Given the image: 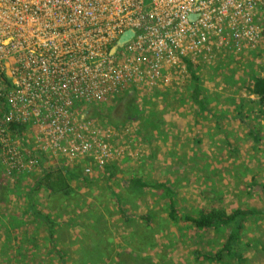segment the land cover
I'll list each match as a JSON object with an SVG mask.
<instances>
[{"label":"rangeland","instance_id":"obj_1","mask_svg":"<svg viewBox=\"0 0 264 264\" xmlns=\"http://www.w3.org/2000/svg\"><path fill=\"white\" fill-rule=\"evenodd\" d=\"M199 72L207 110L199 111L193 102L187 70L151 90L136 87L93 106L97 111L90 116L98 123L120 127L128 134L122 136L126 142L133 138L132 154L118 162L113 175L85 174V161L77 159L61 158L50 165L48 154L31 149L21 151L10 168L0 147L1 189L22 182L20 175L35 173L42 164L67 171L83 166L75 189L61 196L54 192L58 203H43L40 211L48 218L34 213L35 206L40 213V202H34L36 193L25 183L2 193L8 199H0V264H237L227 251L220 260L204 256L220 251L229 227L196 228L185 219L213 208L251 212L234 249L244 258L241 264H264V101L248 91L254 76H264V41L253 48L221 51L215 62L200 65ZM168 89L171 94L162 92ZM139 161L141 167L132 165ZM137 177L150 185L138 191L149 205L138 214H127L123 207L99 213L102 197L110 199L107 185L113 184L118 192L114 197L125 202L131 191L124 192V182ZM164 183L171 194L157 186ZM72 197L79 211L71 236L55 210L65 198L59 212H66Z\"/></svg>","mask_w":264,"mask_h":264},{"label":"built area","instance_id":"obj_2","mask_svg":"<svg viewBox=\"0 0 264 264\" xmlns=\"http://www.w3.org/2000/svg\"><path fill=\"white\" fill-rule=\"evenodd\" d=\"M263 41L264 0H0L5 159L13 168L31 149L103 173L134 143L90 107L178 79L187 59L213 63Z\"/></svg>","mask_w":264,"mask_h":264},{"label":"trees","instance_id":"obj_3","mask_svg":"<svg viewBox=\"0 0 264 264\" xmlns=\"http://www.w3.org/2000/svg\"><path fill=\"white\" fill-rule=\"evenodd\" d=\"M202 65L201 63L194 64L191 60H186V70L189 73V78L193 82L194 85V93L192 96V100L197 105L199 111L207 110L206 101L202 98V93L200 91V72L199 67ZM171 89L162 91L167 94H171ZM249 93L256 95L260 97L262 101H264V76L257 75L254 76L252 81V86L248 89ZM121 105H119L120 107ZM97 111L96 107H90L89 112H86L87 115L94 114ZM257 139V137L255 136ZM113 163L110 162L106 164V172H109L110 175L115 174V170L113 167ZM73 172L68 173L67 170L63 169H55V170H47L43 177L38 180V184L36 185V189H40V187L44 186L47 188L50 193H56V192H64L67 191L68 188V182L67 179L69 178V175H71ZM67 175V176H66ZM131 186L133 187H149L150 185L148 182H145L144 180L140 178H133L130 181ZM42 185V186H41ZM159 188L163 189L168 194H171V190L169 187H167L164 184L157 185ZM48 191V192H49ZM54 196V195H53ZM251 213L250 211H246L244 209H235L232 212H228L223 208H213L210 210H204L199 212L196 215L188 216L185 219L190 222L194 227L196 228H223V227H229L230 233L228 238L226 239L223 247L220 249L219 252L209 255H204L209 259L212 260H220L223 258L225 251H227V255L235 258L237 260V264H241L243 262V256L235 251L234 246L237 244V239L240 235L243 221L246 219V217ZM171 216L173 219L177 218V215L175 213V209L172 210Z\"/></svg>","mask_w":264,"mask_h":264},{"label":"crops","instance_id":"obj_4","mask_svg":"<svg viewBox=\"0 0 264 264\" xmlns=\"http://www.w3.org/2000/svg\"><path fill=\"white\" fill-rule=\"evenodd\" d=\"M128 93H131V91L128 92ZM54 163L55 162H51L50 165H53ZM141 163H142L141 161H139L138 163L133 162L132 165L133 164H136V167H138V166L141 167ZM117 166H118V162L117 163H113L114 170H117V168H118ZM133 168H135V167H133ZM55 169H61V168L56 167V166L51 167V168H48L46 165L42 164V166L35 173H28V174L20 175V178L22 179V182H19L18 184L17 183H15V184H9L7 187H4V189L3 188L2 189L0 188V199H2V200L5 201L8 198L5 197V196H2V193H4L5 195H7V193L11 189H17L18 190V188H20L19 187V184L20 183H25V186H29L30 187V189H29L30 192L36 193V196L34 195L35 196L34 197V202L36 201V199L40 202V205L38 206L39 211H40L41 208H42L41 206L44 205L43 203L46 204L47 201H48V203H49V201L50 202L53 201V199H54V197H53L54 193H50V191H49V195H48V190L43 191V187L44 186H42V185H41L42 187H40V189L35 190L36 187H37L36 185L38 184V180H40L43 177L44 173L47 170H55ZM82 170H83V166L82 165H79V164L76 165V166H74V167H72V168H70L68 170V173H70V172H73V173L71 175H69V178L67 179V182H68L67 191L71 190L72 188L75 189L77 187V185L79 184V182H81L80 176H82L81 175ZM29 174H31V175H29ZM119 175L121 176L122 174H119ZM36 177H37V179L35 181H33V183H32V179H35ZM108 186H110V187H108ZM123 186L125 188V191L124 192H127L129 189H130L129 191H131V193L128 195L129 196L128 199H126L125 202H124V200H122V196L120 197L118 195L119 198H115L114 197V195H116L118 192H116L113 184L107 185L108 189H110V190L107 191V192L110 191L108 193V194H110V199H108L107 200L108 202H107L102 197V204H104V205L102 207V211L101 212L99 211V213H101L103 215L102 212H107V211L103 210V208H105L106 210H110L112 208L113 211H114V210H116L118 208L123 207V208H125V210H126L125 212H127V214H134V213L138 214V211H139V209L141 207H145V206L149 205V201L146 200V199L141 198V196H140V194L138 192V191H140L139 189H141V188H147L148 186L147 187H145V186H143V187H136V186L133 187V186H131L130 182L127 179L125 180ZM42 191H43V193H42ZM67 191H64V192H67ZM61 193H62V191L61 192H56V195L58 196V194H59L61 196ZM123 197L125 198V195H123ZM105 198L107 199V196H105ZM28 199L29 200L31 199V196L30 195H28ZM75 199L76 198H73V197L69 199V201H68L69 209H67L66 212H64V213L59 212V210L62 211L64 209L62 203L65 202V201H67V199H65V198L61 201V203L57 204V206H56L57 209L55 210L56 211V214H59L60 213L62 215V217L64 218L62 220L60 219L61 220L60 224L62 222L65 224V226H66V232H67L68 235H71V236L74 233V227H75V225H77L75 222H73V218L76 217L75 214H76L77 211H79L78 202L75 201ZM58 200H61V199L60 198L54 199V202L56 201L58 203ZM44 201H46V202H44ZM113 201H115V204L112 203ZM106 203L109 204V207H105V204ZM133 204H134V208L132 207ZM152 205H150V207H152ZM30 207L32 208V205L29 206V208ZM34 209H35V212L34 213L37 214V217L39 219L40 218L43 219L45 217L48 218V215H46V213L44 212V209H43V213L42 214H41V211H40V213L37 212L38 210H36L37 209L36 206H35ZM29 215H30V213H29ZM134 217H135V215H134ZM29 220H30V222L33 221V219H29L28 218V221ZM73 237H75V236L73 235Z\"/></svg>","mask_w":264,"mask_h":264}]
</instances>
